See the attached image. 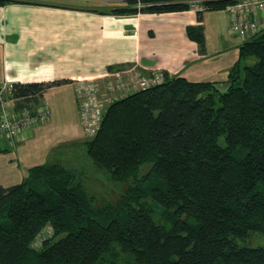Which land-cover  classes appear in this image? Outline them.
Masks as SVG:
<instances>
[{"label":"trees","instance_id":"trees-1","mask_svg":"<svg viewBox=\"0 0 264 264\" xmlns=\"http://www.w3.org/2000/svg\"><path fill=\"white\" fill-rule=\"evenodd\" d=\"M195 1L200 20L238 2L128 0L113 12H183ZM187 33L204 51L203 26ZM165 76L112 104L84 142L97 169L128 185L116 204L95 207L78 170L58 162L0 187V264H264V248L239 245L264 236V31L241 45L225 90ZM65 83H17L10 96L35 114ZM3 99L0 87V116ZM47 228L52 237L35 248Z\"/></svg>","mask_w":264,"mask_h":264},{"label":"crops","instance_id":"crops-1","mask_svg":"<svg viewBox=\"0 0 264 264\" xmlns=\"http://www.w3.org/2000/svg\"><path fill=\"white\" fill-rule=\"evenodd\" d=\"M128 0H9L0 4V87L3 104L17 83L67 80L47 90L37 109L49 120L14 141L0 142V187L20 184L59 146L85 139L77 81L121 68L162 71L191 81H214L225 90L227 73L244 41L230 35L228 11L117 14ZM203 26L205 50L187 33ZM25 110V109H24ZM22 110V111H24ZM55 156V155H53Z\"/></svg>","mask_w":264,"mask_h":264},{"label":"built area","instance_id":"built-area-1","mask_svg":"<svg viewBox=\"0 0 264 264\" xmlns=\"http://www.w3.org/2000/svg\"><path fill=\"white\" fill-rule=\"evenodd\" d=\"M192 9L202 11L204 8L199 1H195ZM226 11L231 19L230 35L246 41L264 31V0H238L227 7ZM165 79L162 71L145 74L137 67H132L109 71L97 79L77 81L76 97L84 135L89 138L96 136L112 104L160 85ZM49 118L50 111L46 107L38 109L35 114L27 109L16 114L2 104L0 142L17 140L27 131L46 123Z\"/></svg>","mask_w":264,"mask_h":264},{"label":"rangeland","instance_id":"rangeland-1","mask_svg":"<svg viewBox=\"0 0 264 264\" xmlns=\"http://www.w3.org/2000/svg\"><path fill=\"white\" fill-rule=\"evenodd\" d=\"M91 138L86 137L82 141L71 142L57 147L52 153L51 158L46 162H58L70 169L78 170L82 176V182L88 191L89 195L94 198V206L101 207L105 204H116L127 189L126 183L114 182L109 175L97 169L93 161L88 157L84 142ZM55 155V156H53ZM42 163V164H44ZM150 165H145L142 168V174H146ZM158 215L162 209L156 208ZM159 220L158 217H156ZM53 230L45 229L34 243V247L40 249L42 243L51 238ZM242 247H262L264 248V236L259 233H252L251 237L246 241H239Z\"/></svg>","mask_w":264,"mask_h":264}]
</instances>
